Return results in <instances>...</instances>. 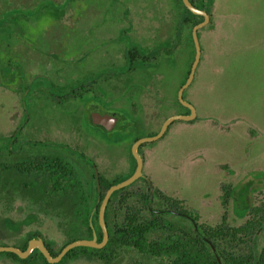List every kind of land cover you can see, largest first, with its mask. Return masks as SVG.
<instances>
[{"label": "rangeland", "instance_id": "rangeland-1", "mask_svg": "<svg viewBox=\"0 0 264 264\" xmlns=\"http://www.w3.org/2000/svg\"><path fill=\"white\" fill-rule=\"evenodd\" d=\"M51 1L58 4L62 0ZM102 3L103 0H95L97 12ZM43 4L41 0H34V18L35 12ZM107 4L116 6L120 1L107 0ZM74 6L67 9L62 20L50 23L39 29V34H35L33 78L37 75L48 78L51 67L60 69L59 77L51 76L58 86L65 84L66 78L71 76L64 75V63L67 61L70 64L72 57H65L61 52L77 18L73 12ZM210 10V22L198 32L201 57L186 94L197 116L192 121H174L160 139L144 144L139 155L143 162L142 174L151 182L153 189L168 199L181 202L183 209L198 215L199 224L216 226L226 214L230 226H239L244 220L236 217L232 198L228 197V204L224 205L227 190H235L240 201L255 206L264 200V178L253 176L259 172L264 173V0H213ZM87 19L82 21V25L89 23L92 26L88 35L89 44L83 50L79 62L81 68L78 66L81 71L87 67L100 66L121 47L127 48L129 45L130 48L125 36H117V24L109 17L106 7L100 9L98 17ZM160 19V32L155 37H164V23H168L171 17L169 13H162ZM40 34L49 37V40L40 38ZM141 37L142 42H151L155 38L145 35ZM104 52L106 58L104 55L101 57ZM51 53H57L58 59H51ZM49 61L51 66L48 65ZM140 63V60H136L132 66L135 68L142 65ZM126 66L128 63L124 61L122 67L114 65L112 71L99 70L96 76L85 72L84 77L63 88H55L48 79H38L35 85H42L40 91L35 95L31 92L28 95L29 101L22 97L21 104L27 109L29 120L23 126L20 138L41 142L38 147L50 143L69 146L82 152L85 156L77 155L73 150L68 151L76 156L67 155L83 173L84 179L90 178L93 172L90 161L98 174L108 181L126 177L134 164L129 148L133 137L137 134L146 137L158 133L164 120L180 110L174 105L173 91L181 73V67L176 66L170 72L171 76L169 73L164 81L167 92H173L170 96L165 94L162 87L161 73H154L145 85L139 81L144 87L133 99L138 107L132 109L129 105V93L132 90L129 83L136 80L132 71L127 72L129 79L116 78L119 73H126ZM144 67L141 66L143 72L151 70L150 66L146 69ZM109 73L113 74V78L108 81L109 86L114 83L112 92L102 89L105 85L102 82L103 75ZM2 79L5 80L4 77ZM127 79L128 86L124 87ZM94 81L101 82L94 85ZM135 87L138 88L137 84H134ZM2 96L0 93V103L3 102ZM4 101L5 104L0 107V136L8 137L22 122L10 120L13 111L10 107L16 105L18 111L21 104L18 100L10 104L12 100L8 96L4 97ZM162 102L168 106L166 109L162 108ZM91 106H95L99 113L116 112L118 116L128 118L131 112L132 115L148 120H141L142 129L137 127L135 120H121L122 126L119 129L108 132L91 125L88 120ZM182 112L185 111H179ZM34 145L32 143L31 146ZM251 187L253 190L249 192ZM133 189L146 192L148 187L139 179ZM153 207L160 209L162 204L155 200ZM30 216H34L31 222H22ZM4 218L22 223L16 229H9L1 223ZM66 226L57 211L44 213L20 196L0 195V244L21 246L28 234L37 232L57 253L67 240ZM31 260L30 263L43 264L40 258ZM0 264L21 263L0 256ZM63 264L167 262L145 259L136 252L123 251L108 262L79 255L77 259Z\"/></svg>", "mask_w": 264, "mask_h": 264}, {"label": "trees", "instance_id": "trees-1", "mask_svg": "<svg viewBox=\"0 0 264 264\" xmlns=\"http://www.w3.org/2000/svg\"><path fill=\"white\" fill-rule=\"evenodd\" d=\"M212 1L207 5L190 2L211 17ZM186 13L182 22L191 28L202 20L187 10ZM188 40L193 60L195 50L190 33ZM165 43L169 48V43ZM139 138L133 137L131 144ZM0 142L4 146L0 153V195L20 196L44 213L57 211L67 225L63 247L79 239L90 240L93 234L97 242H101L94 170L90 178L84 179L83 173L67 161L52 156L43 158L41 154L31 157L26 150L16 158L8 148L9 140ZM132 160V170L126 177L108 181L99 175L101 199L109 187L131 176L136 166L133 157ZM133 185L114 192L109 199L104 217L109 237L105 247L75 248L62 262L79 255L108 262L123 251H133L145 259H160L167 264H264V200L255 206L240 201L235 190H227L224 205L228 204V197L232 198L236 217L244 221L239 226H230L224 214L216 226H208L199 224L198 215L183 209L181 202L168 199L155 189L150 199L148 189L143 192L133 189ZM155 200L161 202L162 208L153 207ZM94 208L95 213L89 221ZM33 219L34 216H30L22 222L29 223ZM22 222L1 220L9 229H16ZM37 236H40L37 232L28 234L19 249L24 251L27 242ZM47 248L52 256L61 250L54 253L49 245ZM35 253L47 264L39 252ZM0 255L19 260L11 253Z\"/></svg>", "mask_w": 264, "mask_h": 264}, {"label": "flooded vegetation", "instance_id": "flooded-vegetation-1", "mask_svg": "<svg viewBox=\"0 0 264 264\" xmlns=\"http://www.w3.org/2000/svg\"><path fill=\"white\" fill-rule=\"evenodd\" d=\"M119 1H120V4L115 6V5L107 4V0H103V3L100 4V9L103 7L104 8L106 7V12L109 13V17H111V19H113L117 24V26H115V31L118 32L116 33L117 36L121 34L125 36V38L128 41L127 43L130 44V48H129V45L127 48L121 47L120 49L112 53L111 59H109L105 63H102L100 66H97V67H91L89 69H87L88 68L87 67L85 71H81V69H79L81 68L79 62L82 58L83 50L87 49L86 47L89 44L88 39L90 37L88 35H89V32H91L90 29L92 26L89 23L82 25V23H84L82 21L88 20L87 17H93V16L98 17L100 13V9L98 13L95 0H62L58 4H55L51 0H41V2H43L44 4L40 6V9L37 10V12H35V18H34V12H33L34 11V7H33L34 0H0V93L3 95L2 96L3 102L0 103V107H2L5 104L4 97L6 98L7 96L8 98H10V100H12V102L10 101V104L13 103L15 100H18V103L20 101L19 104H21L22 97H24L25 99L29 101L28 95L31 94V92L35 95L37 91H40V89L42 88L41 87L42 85H35V82L38 79H42L44 81L45 79L46 80L48 79L55 88H63L66 84H70V85L74 84L79 78L84 77L83 75H85L84 74L85 72H87L88 75L96 76L99 74L98 72L99 70L112 71L114 69V65H117L118 67H122V63L126 61V63H128V67L126 66L125 68L126 73H119L118 75H116V78H120V79L125 78V77L128 78L127 72L129 71L131 73L132 71L133 73L132 76L133 78L136 79V80L131 81V83H129V87L132 88L131 92L129 93L130 94L129 100H131L130 102L131 104L129 103V105H131L130 107L132 109H136V107H138L135 104V102H133V99L135 98L136 93H138L141 90V87H144L142 85L147 84L150 81V79H152V77L154 76V73H161L162 74L161 82H162V87L164 89L165 94L167 96H170L174 92L173 94L174 105L180 109L179 111H185L182 113H179V111H176L173 115L165 119L164 122L172 116H189L190 115L189 108H187L186 106H183L178 100V91L185 84L189 76L192 63L194 60V58L192 60V48L188 40L189 33L191 36L193 28H191L190 25H186L182 22V19L187 16V13H186L187 9L184 7L182 0H119ZM190 1L191 0H189V2ZM192 1L195 4L203 3L204 5H207L209 0H207L206 2H204V0H202L201 2H198L199 0H192ZM71 6H74L73 12L77 15V18L73 22L72 32L70 33L68 37H66V45L64 46V50L61 52L63 53L65 57H72L71 62L69 61L70 64L67 63V61L64 63L66 64L64 66L65 67L64 75H71V76L66 78L67 81L65 84L58 86V84H55V82L51 79V76L59 77L60 69L58 70V68L56 67L55 68L51 67L48 70V74L50 75L48 78H45L42 76L39 77L38 75L37 76L39 78L37 76L33 78L32 61H33V53H34L33 44H34L35 34L36 33L39 34L37 31L41 28H45L49 26L50 23L54 21L57 22V21L62 20L65 12H67V9L70 8ZM201 11L206 12L205 10H201ZM162 13L164 14L169 13L171 19L168 21V23H164L163 29L166 30L164 37H155V35L156 34L158 35L160 32V27H161L160 15L162 16ZM199 17H202V16H199ZM202 21H203V17L199 23H201ZM209 22H210V16H209ZM156 23L158 24L156 25ZM203 27H201L200 29H202ZM199 30L197 31L198 40H199V35H198ZM41 35L42 34H40V38L49 40V37L46 38ZM144 35L145 37H150V38L155 37V38L154 40H151V42L149 41L142 42L141 36H144ZM36 38H39V37L37 36ZM191 39H192V36H191ZM165 42L169 43V48H166L164 46L166 44ZM199 45H200V42H199ZM103 55L106 58L105 52L101 55V57ZM200 57H201V46H200ZM51 59L57 60L58 59L57 53H51ZM136 60L138 61L140 60L141 61L140 64L145 66L144 67L145 69L150 66L149 68L151 70L149 72H143L141 70L142 65H138L134 68L132 66V62H135ZM109 61L110 63H108ZM49 63L50 64L48 65L51 66L52 64L50 61ZM176 66H178L179 68L181 67V70H180L181 73H180L178 82L176 84L175 90L170 94V92H167L166 86L164 85V81L166 80V77H168V74L172 72L173 68ZM194 75H195V72H194ZM169 76H171V73L169 74ZM3 77L5 80L2 79ZM103 77L104 78L102 82L106 86L104 85L102 89H105L108 92H112L111 90L113 89L114 83H111L109 86L108 81L110 78H113V74L109 73V74L103 75ZM128 79L124 87L128 86L127 85ZM139 81L141 82L142 85L139 83ZM100 82L101 81H97V82L94 81L93 84L98 85ZM118 82L121 83L120 80H118ZM37 84L39 83L37 82ZM134 84H137L138 88L136 87L134 88ZM191 84L183 90L182 100L190 104L193 107V105L191 104V101L188 100L186 97L187 90L190 88ZM33 87L35 88L33 89ZM16 94H18L17 96H19L18 97L19 99L17 98ZM72 98L74 99V97ZM176 101L178 102V104ZM161 106H163L162 108L164 109L168 107L165 102H162ZM10 108L13 109L10 115V120H22V122L19 123L18 126H16L12 130V132L9 134L8 137L0 136V140H6V141L9 140L8 148L13 150L14 157L17 158L19 155L21 156V151L26 150L27 152H29V154H31V157H34L35 155H38V154H41L43 158L44 157L46 158L48 156L57 157L58 159L62 161H67L69 164H72L73 166L77 167L75 163L72 162L70 157L67 155V154H71V155L76 156L75 154L68 151V150L70 151L73 150L74 152L76 151L75 153H77V155L85 156L82 152L78 151L77 149H71V147L69 146L50 144V143L47 144L48 146L44 145V146L38 147L39 144L40 145L42 144L41 142H31L30 140L26 138H20V136L23 135L22 134L23 126H26L29 120L28 113H27L28 111L25 107L22 106V104L18 111L15 109L17 108L16 105H11ZM194 111H195V117L191 119L190 121L194 120L197 116L195 108H194ZM92 113L113 116L114 120H117V121H116L115 127L111 131H113L114 129H119L120 126H122L121 120H135L136 122H138L137 127L140 129H142L141 120H148L147 118L139 116V115H132L131 112H129L130 116L128 118L120 117L118 116L116 112L99 113L95 106H91L88 110V120H90V123L92 120L91 119ZM107 120H113V119H107ZM92 126H95V125H92ZM95 127L102 128L100 126H95ZM102 129L105 130L104 128ZM111 131H108V132H111ZM158 133L149 134V136H146V137H152V136L157 135ZM137 136H139V134H137ZM140 138H145V137L140 136ZM32 143L36 145L31 146ZM133 144L134 143H132L131 146L129 147L130 149ZM143 146L144 144L139 146L138 154H139V150ZM3 147L4 146H2L0 142V153ZM26 147L46 148L48 150H32V149L27 150ZM51 147H54V149H51ZM0 158H1V155H0ZM90 165L92 166L95 172L96 167L92 164L91 161H90ZM258 175H261V177L259 178H264L263 172H259L257 174H254L253 176H255V178H258L257 177ZM139 179H142L147 184V187L149 190L148 182L150 181L146 178V176L143 175V177ZM252 190H253L252 187L249 188V192H252ZM149 196H150V192H149ZM153 197H154V189L152 192V197H150V199H152ZM102 199L100 196V201ZM98 204L100 207V202ZM95 210H96L95 208L92 210L90 217L91 215L92 216L94 215ZM97 217H98V211H97ZM37 238H40L43 240V243L46 249L48 250L47 246L48 245L50 246V244L47 241H45L41 235L33 239H37ZM28 242H27V246H28ZM0 246H12L17 249H19L20 247L18 245H3V244H0ZM27 246H26V249H27ZM64 247L62 246L61 250ZM35 251L39 252L38 250L33 249L31 253L28 255V257L25 259H21L19 257H17L19 260H16L10 257H7V258L17 261L21 264H33V263H30L29 260L32 259L31 261H33L34 259L36 260L40 258L38 254L35 253ZM57 255L55 256L51 255V257H56ZM2 257H6V256H2ZM75 259L77 258L67 259L66 261L75 260ZM62 260L56 264H63L64 262H66V261L62 262ZM41 262L44 264L43 260Z\"/></svg>", "mask_w": 264, "mask_h": 264}, {"label": "water", "instance_id": "water-1", "mask_svg": "<svg viewBox=\"0 0 264 264\" xmlns=\"http://www.w3.org/2000/svg\"><path fill=\"white\" fill-rule=\"evenodd\" d=\"M182 3L184 5V7L191 14H193L195 16H202L203 17V21L201 23L195 25L192 29L191 36H192V40H193V44H194L195 56H194V60L192 63V67H191L189 76H188L185 84L178 91V100L183 106H186L187 108H189L190 115L189 116H172L163 123V125H162V127H161V129L157 135L152 136V137L140 138L136 142H134V144L131 147V153H132V156L136 162V166H135V170H134L133 174L129 178L123 180L122 182H119V183L109 187L107 189V191L105 192L103 199L101 201H100L101 191H100L99 175H98L97 171L95 170L96 189L98 192L97 202L98 203L100 202V207L98 210V225H99V227L101 229V233H102L101 242H97V238L95 235L90 240L79 239V240H76L74 242L67 244L56 257H51V255L49 254L48 250L46 249V247L43 243V240L40 238H37V239H32L28 242V246H27V249L25 251H20L19 249L12 247V246H0V253H12L21 259H25L28 257V255L31 253V251L33 249H36L42 254V256L45 258L47 263L56 264V263L60 262L65 257V255L67 253H69L70 251H72L75 248L84 247V248L102 249L105 247V245L108 242L109 237H108V230H107V227L105 224L104 217H105V209H106L107 203H108L111 195L118 190H121L125 187L132 185L139 178L143 177V175H142L143 163H142V160L138 154L139 146L142 144L154 142V141L160 139L162 137V135L164 134L166 128L172 122L177 121V120L190 121L191 119H193L195 117L194 108L190 104H188L182 100V92L185 88H187L191 84V82L193 80L195 69H196L198 62L200 60V45H199V40H198V36H197V31L209 22V16L206 12L198 10L197 8H195L189 2V0H182ZM91 119H92L91 120L92 125L100 126V127L104 128L106 131H111L115 127V124L117 121V120H114L113 116L100 115L98 113H92ZM107 119H113V120H107ZM148 186H149L150 197H152V192H153L152 184L150 182H148ZM91 217H92V215H91ZM91 217H90V219H91ZM90 219H89V221H90Z\"/></svg>", "mask_w": 264, "mask_h": 264}]
</instances>
